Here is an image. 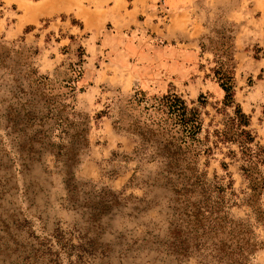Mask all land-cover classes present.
<instances>
[{
    "label": "rangeland",
    "instance_id": "1",
    "mask_svg": "<svg viewBox=\"0 0 264 264\" xmlns=\"http://www.w3.org/2000/svg\"><path fill=\"white\" fill-rule=\"evenodd\" d=\"M45 1L0 0V52L31 55L25 70L49 76L52 87L0 80V264H218L200 192L209 182L225 187L224 208L257 242L248 264H264V191L248 195L238 144L215 135L235 105L224 106L212 71L218 55L233 56L235 104L264 149L262 32L244 26L233 0H191L183 32H168L161 0L132 3L140 20L124 31L105 11L112 0H53L50 12H39ZM139 91L179 93L202 113L199 142L173 169L136 133L146 116L126 100ZM49 100L74 105L67 132ZM253 175L263 176L264 164ZM186 180H196L187 195L178 192Z\"/></svg>",
    "mask_w": 264,
    "mask_h": 264
},
{
    "label": "trees",
    "instance_id": "2",
    "mask_svg": "<svg viewBox=\"0 0 264 264\" xmlns=\"http://www.w3.org/2000/svg\"><path fill=\"white\" fill-rule=\"evenodd\" d=\"M231 47L230 40L229 42H224V50H228ZM31 54L33 53L31 52ZM21 55L22 51L14 47L5 48L0 52V69L4 70L0 76V80L2 79L1 83L5 79L6 85L18 87L22 85L23 80H26L31 87L42 86L44 89L51 91V78L39 75L36 69L25 70L30 66L31 55L26 56L25 54L23 59ZM83 62V55H80L77 64L81 66ZM214 62L216 63V66L212 68L214 77L218 80L225 93L223 104L225 107L235 105L232 114H226L227 118L224 122V128L216 129L215 135L220 141L238 144L240 159L243 161L241 169L246 179H248L251 190L248 195L255 199H260V195L264 191V175L254 176L253 171L258 163L264 164V149L255 142L253 130L248 128L250 126V116L243 111L239 104H235V66L232 63L233 56L226 54L224 51V54L218 55ZM80 70L82 69H79V71L74 69L75 72L78 71L77 76ZM3 76L7 78H2ZM76 81L77 78H71L68 81L69 84L66 85L72 92L76 90ZM51 101L50 114L53 113V109L55 110L56 107L55 103H53L54 100H49V102ZM56 101L59 100L56 99ZM200 101L201 104L205 103L203 98H200ZM126 102L132 107H142V113L146 117L143 121H140V119L135 121L136 133L142 143H146L154 149L155 155L166 160V164L170 169H173L174 166L179 165L180 161L185 159V157H180V154H188L191 146L199 142V134L203 130L202 113L198 107L191 106L181 94L168 91L159 96L147 98L144 92L139 91L130 96ZM74 108V105L70 102H64L56 107L57 113L54 112V117L56 118V124L60 125L63 132H67L75 124L69 117L75 113L69 109ZM64 112H68L67 115H64ZM232 153L237 156V152ZM223 165H226V163L224 162ZM171 173L177 174V172ZM177 177L179 178V176ZM193 181L196 182V180L184 181L181 186L185 188L180 189L178 192L186 195L188 191L192 193L188 186H191ZM179 183L181 182H178L177 185L175 183L171 184L177 187ZM206 185L207 187L202 186L203 188H201L200 192L201 195L205 192L207 195L205 201L210 204V210L206 209L205 211H209L212 215L213 224H211L210 229L212 231L213 228L212 249L217 259L215 261L218 264H248L246 258L248 255H252V250L257 246V242L253 243V240L249 239L250 231L247 227V222L243 219H234L230 215L231 213L224 208L227 200L225 199L226 193L223 185L212 182ZM227 187L232 188L231 185ZM255 211L257 212V210ZM258 211L261 210L258 209ZM255 214L257 218L260 217L259 213V216L257 213ZM213 264L216 263L214 262Z\"/></svg>",
    "mask_w": 264,
    "mask_h": 264
},
{
    "label": "crops",
    "instance_id": "3",
    "mask_svg": "<svg viewBox=\"0 0 264 264\" xmlns=\"http://www.w3.org/2000/svg\"><path fill=\"white\" fill-rule=\"evenodd\" d=\"M110 1V0H109ZM136 0H112L105 11L109 19H112V25L117 30H126L132 27L136 21L140 20V10L134 8ZM212 4H223L229 0H210ZM237 6L235 13L243 19H247V28L252 32L256 31L259 35H264V0H233ZM162 5L169 13L168 18V32L181 31L183 32L188 22L189 10L192 8L191 0H161ZM57 3L53 0H46L44 5L40 8L39 12H50V7L56 6ZM234 5V6H235ZM228 15H229V8ZM255 27H260L255 28ZM261 31V32H260ZM177 33V32H176Z\"/></svg>",
    "mask_w": 264,
    "mask_h": 264
}]
</instances>
